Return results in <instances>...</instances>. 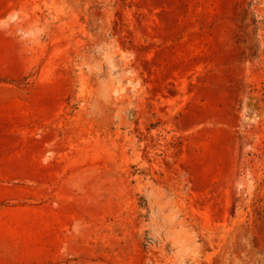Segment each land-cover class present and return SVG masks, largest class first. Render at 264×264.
Listing matches in <instances>:
<instances>
[{
  "label": "rangeland",
  "instance_id": "1",
  "mask_svg": "<svg viewBox=\"0 0 264 264\" xmlns=\"http://www.w3.org/2000/svg\"><path fill=\"white\" fill-rule=\"evenodd\" d=\"M0 73L52 264H264V0H0Z\"/></svg>",
  "mask_w": 264,
  "mask_h": 264
},
{
  "label": "crops",
  "instance_id": "2",
  "mask_svg": "<svg viewBox=\"0 0 264 264\" xmlns=\"http://www.w3.org/2000/svg\"><path fill=\"white\" fill-rule=\"evenodd\" d=\"M36 104L30 90L0 84V264H52L61 247V234L31 202L47 175L38 166Z\"/></svg>",
  "mask_w": 264,
  "mask_h": 264
}]
</instances>
